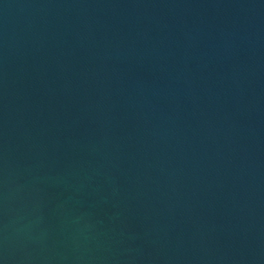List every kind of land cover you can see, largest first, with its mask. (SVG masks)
Segmentation results:
<instances>
[{
	"label": "water",
	"instance_id": "95a60500",
	"mask_svg": "<svg viewBox=\"0 0 264 264\" xmlns=\"http://www.w3.org/2000/svg\"><path fill=\"white\" fill-rule=\"evenodd\" d=\"M0 264H264V0H0Z\"/></svg>",
	"mask_w": 264,
	"mask_h": 264
}]
</instances>
